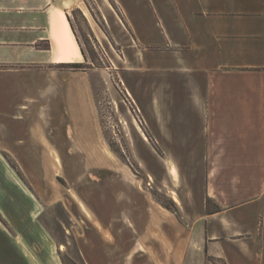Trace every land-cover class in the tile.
Returning a JSON list of instances; mask_svg holds the SVG:
<instances>
[{
    "label": "crops",
    "instance_id": "obj_1",
    "mask_svg": "<svg viewBox=\"0 0 264 264\" xmlns=\"http://www.w3.org/2000/svg\"><path fill=\"white\" fill-rule=\"evenodd\" d=\"M112 1L141 52L124 55L143 65L122 71L121 80L152 138L163 153H206L200 161L204 194L220 208L198 219L203 222V247L224 264H264V192L235 201L227 181L238 171L227 153L243 154L236 164L246 187L249 169L260 164L264 153V0ZM75 3L0 0V153H42L34 137L41 119L40 95H47L50 114L59 110L66 115L72 110L75 82L82 87L77 111L83 140H96L88 77L55 67L85 59L67 16ZM42 77L66 82L42 84ZM57 92L59 107L57 97H51ZM137 128L147 139L138 122ZM64 132L60 136L66 137ZM171 170L176 172L174 162ZM0 172L5 193L2 163ZM171 196L181 204L175 190ZM0 211V264H31L22 244L30 231L13 224L1 203ZM5 217L11 225L3 223Z\"/></svg>",
    "mask_w": 264,
    "mask_h": 264
},
{
    "label": "rangeland",
    "instance_id": "obj_2",
    "mask_svg": "<svg viewBox=\"0 0 264 264\" xmlns=\"http://www.w3.org/2000/svg\"><path fill=\"white\" fill-rule=\"evenodd\" d=\"M113 8L118 10L112 0H76L69 11L86 57L80 70L55 66L88 77V100L96 119L92 138L96 140L84 141V126L78 125L80 82L74 83L69 100L72 110L66 115L59 110L50 114L47 95L41 94V119L34 137L42 153H0L8 180L5 193L0 187L4 215L30 231L22 244L31 264H224L203 247V222L198 220L220 208L204 194L200 161L206 153H163L152 138L121 80L125 70L143 65L129 62L124 55L141 52ZM49 81L58 86L66 82L41 78L42 84ZM60 96L51 94L57 97V107ZM64 130L66 137L60 136ZM93 147L108 150L112 160L99 164ZM227 155L232 156L233 171L238 169L227 179L232 182L234 200H250L264 192V153L259 155L260 164L249 169L247 187L240 182L236 164L243 154ZM172 190L178 193L180 205L172 198ZM2 221L10 224L6 217Z\"/></svg>",
    "mask_w": 264,
    "mask_h": 264
},
{
    "label": "bare ground",
    "instance_id": "obj_3",
    "mask_svg": "<svg viewBox=\"0 0 264 264\" xmlns=\"http://www.w3.org/2000/svg\"><path fill=\"white\" fill-rule=\"evenodd\" d=\"M84 12L88 16L89 11L85 9ZM93 153L96 155L97 161L99 164H105L112 160L111 156L109 155L110 152L108 150L99 149V150L94 151ZM55 158H56V161L60 162V157L58 156V154H55ZM80 205L85 210V212L90 216V212L88 208L85 206V204L82 201H80ZM97 223H98V226H100V223L98 221Z\"/></svg>",
    "mask_w": 264,
    "mask_h": 264
},
{
    "label": "trees",
    "instance_id": "obj_4",
    "mask_svg": "<svg viewBox=\"0 0 264 264\" xmlns=\"http://www.w3.org/2000/svg\"><path fill=\"white\" fill-rule=\"evenodd\" d=\"M67 16H68L69 21L71 22V16H70V14L68 13ZM71 25H72V28H73L75 34H76V30H75L72 22H71ZM78 41H79V39H78ZM79 43H80V41H79ZM80 46H81V50H82L84 56L86 57V52H85V50H84V48H83V46H82L81 43H80ZM56 66L58 68H60V69L80 70L82 68V63L81 62L59 63Z\"/></svg>",
    "mask_w": 264,
    "mask_h": 264
}]
</instances>
